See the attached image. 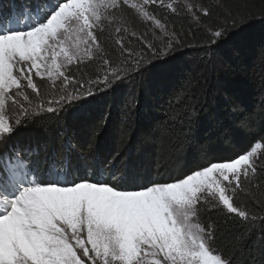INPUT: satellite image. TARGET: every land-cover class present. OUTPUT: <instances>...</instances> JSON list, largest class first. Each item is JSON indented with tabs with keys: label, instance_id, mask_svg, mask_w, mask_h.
I'll return each instance as SVG.
<instances>
[{
	"label": "snow or ice",
	"instance_id": "obj_1",
	"mask_svg": "<svg viewBox=\"0 0 264 264\" xmlns=\"http://www.w3.org/2000/svg\"><path fill=\"white\" fill-rule=\"evenodd\" d=\"M156 8L183 11L197 25L200 15H211L192 0H183V9L173 0L0 5V264H235L232 251L216 244L229 220L264 222L241 196L264 174V135L238 154L195 161L170 179L105 177L70 163L62 170L50 165L40 176L22 159L30 149L14 137L29 112L23 102H32L25 89L48 112H82L97 91L142 74L179 43ZM130 20L150 24L151 33L138 34L134 24L130 30ZM208 31L216 43L226 29ZM133 37L139 48L131 46ZM47 89L58 95L44 100ZM257 203L264 213V200ZM213 211L220 221L207 215Z\"/></svg>",
	"mask_w": 264,
	"mask_h": 264
},
{
	"label": "trees",
	"instance_id": "obj_2",
	"mask_svg": "<svg viewBox=\"0 0 264 264\" xmlns=\"http://www.w3.org/2000/svg\"><path fill=\"white\" fill-rule=\"evenodd\" d=\"M198 1L211 13L210 17L199 14L198 25L155 9L167 16L178 49L186 57L152 73L149 70L148 75L131 74L110 95H100L82 112L67 106L48 112L46 105L41 107L37 101L34 107L28 102L29 111L36 108L40 115L42 110L45 113L24 119L14 139L46 148L69 143L86 153L97 145L101 148L93 153L106 150L112 157L129 147L144 154L145 170L135 161L140 176L150 174L155 179L176 178L195 161L229 157L247 149L254 137L264 135V0ZM35 2L0 0V5L27 7ZM133 24L138 34L149 32L139 20H130V30ZM217 24L226 29L225 35L211 43L208 29ZM131 46L140 45L133 41ZM57 95L47 89L43 99ZM246 187L241 196L248 195L247 203H255L257 213L264 215L257 203L264 200V174H257L255 186ZM207 215L222 219L217 211ZM229 225L217 246L231 250L235 264H264V222L245 224L235 219Z\"/></svg>",
	"mask_w": 264,
	"mask_h": 264
},
{
	"label": "rangeland",
	"instance_id": "obj_3",
	"mask_svg": "<svg viewBox=\"0 0 264 264\" xmlns=\"http://www.w3.org/2000/svg\"><path fill=\"white\" fill-rule=\"evenodd\" d=\"M48 2H50V0ZM173 2L176 4V6L179 9H183V0H173ZM192 2L197 5L203 6V4L199 2L198 0H192ZM161 10L167 11V9H161ZM199 14L200 13H197V15ZM173 15L184 21H188L192 24L196 23L194 20L191 19L190 16L185 15L183 11H181L180 14L178 15L177 14H173ZM142 24L148 29L149 33H151V30H152L151 25L143 23V22ZM169 31L173 32L170 29ZM200 33L207 34V32H205L204 30H200ZM156 34L157 36H159V30H156ZM133 41L135 42L134 38H133ZM155 43L157 47L161 46V41L159 39H156ZM178 44L179 43H176L174 46V49L170 51L166 56H161L158 59L152 60L151 64L149 65L151 67H148V69L145 70L142 73V75H148L149 70H150L149 73H152L154 69L156 70L163 69L168 63H171L175 61L176 59L181 60L184 57H186L187 53L183 54L182 51L178 49ZM191 53L192 52L188 54H191ZM156 63H160L161 65H157ZM38 81L39 80L37 78V82ZM40 82L43 84V87L45 88V82L44 81H40ZM119 84L113 87H110L104 91H97L95 97H89L88 99L92 100L93 101L92 103L94 104L95 102L98 101V98L100 95H105V96L110 95V93L113 90H115V88ZM50 90L51 89H48V91ZM25 91L29 93L30 100L32 101V105L34 106L37 100L35 99V97H33L34 95L31 92V89H25ZM23 103L27 105L28 101H24ZM81 103H83V101H81ZM28 107H31V106H29L28 104ZM38 110L39 109L36 110V108H31L28 114L21 116L20 119L22 121L25 119L26 121V118H30L33 116L38 117L40 115ZM43 113H45V111L42 110L41 115ZM22 127L23 126L21 125L19 126L15 135H17L22 130ZM59 145L58 147H54V148H46V147H42V145H34V144L24 145L30 150L22 157V159L27 162L29 167H31L32 165H35L38 168V174L40 176H43L46 174V169H48L50 165L55 167L58 170H62L63 168H67L69 166V163L71 164L72 167L74 168L80 167L82 170H86L89 173H94L99 170L104 173L105 177L113 173H115L116 175H121L124 173H132L135 175H140L141 169L139 167L138 168L135 167L136 165L135 161L137 162V164L141 165L143 170H145L147 166L145 158H144V154H142L139 151L134 153L130 150L129 147L125 148L124 152H121L119 154H114V157H112V153L106 150L102 151L101 149H99L95 151V153H93L92 151L96 150L97 148H101V147H97V145H95L92 148V151L90 153L79 151L75 149L74 147H70L69 143H66V144L61 143ZM2 148L3 146L0 145V150H2ZM113 161L114 162L116 161V163H114ZM112 162L113 164H120L116 170L115 168L114 169L112 168V165H113Z\"/></svg>",
	"mask_w": 264,
	"mask_h": 264
}]
</instances>
